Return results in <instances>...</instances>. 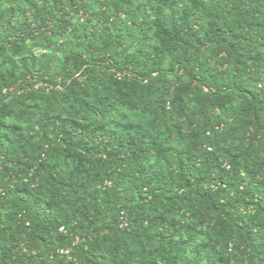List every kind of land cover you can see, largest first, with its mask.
I'll return each instance as SVG.
<instances>
[{"label": "trees", "instance_id": "trees-1", "mask_svg": "<svg viewBox=\"0 0 264 264\" xmlns=\"http://www.w3.org/2000/svg\"><path fill=\"white\" fill-rule=\"evenodd\" d=\"M0 264H264V0H0Z\"/></svg>", "mask_w": 264, "mask_h": 264}, {"label": "water", "instance_id": "water-1", "mask_svg": "<svg viewBox=\"0 0 264 264\" xmlns=\"http://www.w3.org/2000/svg\"><path fill=\"white\" fill-rule=\"evenodd\" d=\"M48 51H49V52H51V51H52V49H48Z\"/></svg>", "mask_w": 264, "mask_h": 264}, {"label": "built area", "instance_id": "built-area-1", "mask_svg": "<svg viewBox=\"0 0 264 264\" xmlns=\"http://www.w3.org/2000/svg\"><path fill=\"white\" fill-rule=\"evenodd\" d=\"M4 93H6V90L4 91ZM124 225H122V227H123ZM63 230V229H62Z\"/></svg>", "mask_w": 264, "mask_h": 264}]
</instances>
